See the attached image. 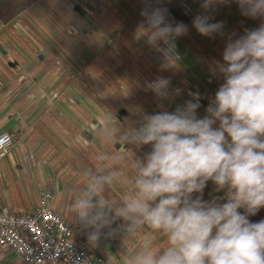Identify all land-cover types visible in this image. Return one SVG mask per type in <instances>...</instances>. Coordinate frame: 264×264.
Instances as JSON below:
<instances>
[{"label":"crops","instance_id":"obj_1","mask_svg":"<svg viewBox=\"0 0 264 264\" xmlns=\"http://www.w3.org/2000/svg\"><path fill=\"white\" fill-rule=\"evenodd\" d=\"M150 3L166 8L169 22L188 28L187 35L175 40L176 68L162 69L161 55L137 35L144 0H39L14 21L0 22V134L8 132L13 140L0 161V211L31 214L48 193L49 206L75 229L77 243L107 260L130 256L145 243L163 247L166 241L146 230L132 237L126 250L125 233L110 236L106 229L99 244L90 245L73 212L85 170L108 162L124 147L142 159L150 146H121L119 132L140 127L143 114L174 111L192 99L190 93H199L197 116L203 118L223 83L213 73L216 62L223 63L227 43L264 22L242 15L236 3L207 13L193 7L194 0ZM197 15L222 23L223 34L201 36L192 26ZM160 77L180 94L158 100L145 85ZM114 119L117 123L110 125ZM111 128L116 135L109 136ZM119 167L127 173L124 164ZM123 187L111 190L122 198ZM224 197L209 181L203 200L223 203ZM122 223L118 220L113 229ZM0 264L26 263L0 247Z\"/></svg>","mask_w":264,"mask_h":264},{"label":"clouds","instance_id":"obj_2","mask_svg":"<svg viewBox=\"0 0 264 264\" xmlns=\"http://www.w3.org/2000/svg\"><path fill=\"white\" fill-rule=\"evenodd\" d=\"M144 2L138 37L161 55L162 69L178 67L175 40L188 34L187 26L169 22L166 8ZM231 3L264 21V0H202L201 7L207 13ZM210 21L197 15L192 26L203 37L222 35L223 24ZM213 74L223 83L203 118L197 116L199 93H190L192 99L174 111L143 114L140 127L119 132L121 146H150L142 159L124 147L85 170L73 212L90 245L97 246L106 229L110 236L125 233L126 250L146 230L166 241L163 247L145 243L109 264H264V220L248 218L264 208V22L229 40ZM170 83L160 77L145 88L163 101L180 94ZM209 181L226 202L203 200ZM117 184L124 185L122 198L111 190ZM118 220L123 223L113 229Z\"/></svg>","mask_w":264,"mask_h":264},{"label":"built area","instance_id":"obj_3","mask_svg":"<svg viewBox=\"0 0 264 264\" xmlns=\"http://www.w3.org/2000/svg\"><path fill=\"white\" fill-rule=\"evenodd\" d=\"M8 132L0 134V161L12 149ZM42 196L31 214L0 211V247L15 252L27 264H109L104 257L82 248L76 231Z\"/></svg>","mask_w":264,"mask_h":264},{"label":"trees","instance_id":"obj_4","mask_svg":"<svg viewBox=\"0 0 264 264\" xmlns=\"http://www.w3.org/2000/svg\"><path fill=\"white\" fill-rule=\"evenodd\" d=\"M39 0H0V22L8 24L18 18L22 13L31 8ZM244 214V210H240ZM253 223L264 220V208L255 216H249Z\"/></svg>","mask_w":264,"mask_h":264},{"label":"rangeland","instance_id":"obj_5","mask_svg":"<svg viewBox=\"0 0 264 264\" xmlns=\"http://www.w3.org/2000/svg\"><path fill=\"white\" fill-rule=\"evenodd\" d=\"M189 1V0H188ZM197 1V3H196ZM201 3H202V0H194V5L193 7H197L199 12H202L204 11V9L201 7ZM189 6H192L190 3H189ZM218 48H222V47H218ZM27 264V263H26Z\"/></svg>","mask_w":264,"mask_h":264}]
</instances>
